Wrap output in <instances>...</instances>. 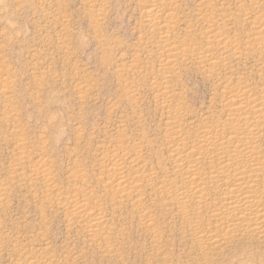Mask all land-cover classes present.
I'll return each mask as SVG.
<instances>
[{
	"label": "rangeland",
	"instance_id": "1",
	"mask_svg": "<svg viewBox=\"0 0 264 264\" xmlns=\"http://www.w3.org/2000/svg\"><path fill=\"white\" fill-rule=\"evenodd\" d=\"M150 4L161 11V29L145 21ZM263 18L264 0H0V264H23L26 255L51 264H264V238L222 237L209 247L196 237L198 225L205 235L221 228L211 218L220 197L212 188L202 221L193 203L185 204L193 224L184 220L179 207L185 205L169 198L186 174L172 173L169 150L177 140L168 125L179 115L176 139L192 148L204 130L228 128L229 97L245 92L240 106L262 100L253 133L264 158V29L257 23ZM166 34L176 64L165 71L167 50L159 42ZM202 52L215 56L212 64L197 59ZM243 117L230 123L245 127L252 116ZM115 153L124 157L117 158L129 186L139 185V194H131L140 205L113 196L118 190L110 181L118 174L109 163ZM204 161L202 177L212 166ZM42 164L46 180L36 173ZM138 169L146 177L139 178ZM79 187L103 216L95 238L86 219L67 215V197Z\"/></svg>",
	"mask_w": 264,
	"mask_h": 264
},
{
	"label": "bare ground",
	"instance_id": "2",
	"mask_svg": "<svg viewBox=\"0 0 264 264\" xmlns=\"http://www.w3.org/2000/svg\"><path fill=\"white\" fill-rule=\"evenodd\" d=\"M140 1V0H139ZM143 1V0H142ZM144 1H148V0H144ZM160 1V0H159ZM163 2V1H162ZM168 2V1H167ZM172 2V1H171ZM174 2V1H173ZM164 5V3H162ZM174 4V3H173ZM172 4V5H173ZM167 5V4H166ZM163 7V6H162ZM145 8V7H144ZM159 7H157L155 4H150L148 6H146V14L144 13V15L146 16L145 19L147 18V23L149 25L152 26H156L159 29H161L159 27V22H158V15L157 13L159 12L158 10ZM167 8V7H164ZM169 8V7H168ZM172 8V7H171ZM175 8V6H174ZM143 9V8H142ZM162 9V8H161ZM164 10V9H163ZM167 11V10H165ZM171 11V10H170ZM161 12V11H160ZM159 12V13H160ZM163 12V11H162ZM167 14V13H166ZM165 14V15H166ZM157 15V16H156ZM160 16V15H159ZM173 16V14H172ZM157 17V20H155V18ZM166 17V16H165ZM169 17V16H168ZM167 17V18H168ZM174 19V18H173ZM264 19V18H263ZM261 19V21L257 22L258 24V29L263 30L264 29V20ZM175 20V19H174ZM167 21V20H166ZM209 22V20H207ZM170 22V21H169ZM175 22V21H174ZM205 22V21H204ZM163 23V21H162ZM146 24V23H145ZM166 24V23H165ZM164 24V25H165ZM169 24V23H168ZM163 25V26H164ZM173 25V24H172ZM207 25V24H206ZM211 25V23H210ZM210 25L207 27L209 28ZM144 26V25H143ZM150 26V27H152ZM166 26V25H165ZM171 26V25H170ZM205 27V26H204ZM165 28V27H163ZM169 28V27H168ZM207 28V30H208ZM211 28V27H210ZM153 29V28H152ZM166 29V28H165ZM163 29V30H165ZM175 29V27H174ZM173 29V30H174ZM216 29V26H215ZM157 30V29H155ZM153 29V32L155 31ZM167 30V29H166ZM165 30V31H166ZM169 30V29H168ZM167 30V32H168ZM171 30V29H170ZM204 30V29H203ZM211 30V29H210ZM209 31V30H208ZM213 31V30H212ZM161 32V31H160ZM173 32V31H172ZM259 32V31H258ZM212 33V32H210ZM222 33V32H221ZM152 34V33H151ZM150 34V35H151ZM156 35V33H153L152 35ZM160 34V33H159ZM163 34V33H162ZM165 34V33H164ZM209 34V33H207ZM218 34H220L218 32ZM223 34V33H222ZM149 35V36H150ZM203 35V34H201ZM170 36V35H169ZM172 36V35H171ZM170 36V37H171ZM215 36V35H214ZM221 36V35H220ZM160 37V36H159ZM157 37V38H159ZM203 37V36H202ZM206 37V36H205ZM208 37V36H207ZM166 35H162V40H160L159 43L161 44V48H166L165 50H167V54H165L166 59L164 58V63H162V65L164 64L165 66H167L165 68V71L167 68H171V66L174 65V59H172V54H173V46L172 42L169 43V38ZM215 38V37H214ZM213 36H212V40L210 38V40L213 42ZM217 38V37H216ZM219 38V37H218ZM147 39V38H146ZM160 39V38H159ZM204 39V38H203ZM173 40V39H172ZM216 40V39H214ZM162 41V42H161ZM184 41V40H183ZM210 41V42H211ZM151 42V41H150ZM182 42V41H181ZM186 42V41H185ZM205 42V41H204ZM203 42V44H204ZM207 42V40H206ZM205 42V43H206ZM209 42V43H210ZM217 42V41H216ZM219 42V41H218ZM217 42V43H218ZM220 42H222L220 40ZM225 44V40L223 41ZM147 43V42H145ZM157 43V42H156ZM172 43V44H171ZM179 43V42H178ZM187 43V42H186ZM193 43V42H191ZM170 44L172 47H170ZM185 44V43H184ZM222 44V43H221ZM230 44V42H229ZM177 45V44H176ZM192 44H190L191 46ZM210 45V44H209ZM217 45V44H216ZM159 46V45H158ZM163 46V47H162ZM182 46V45H181ZM208 46V45H207ZM227 46V45H226ZM175 47V46H174ZM183 47V46H182ZM187 47V44H186ZM189 47V46H188ZM195 47V46H194ZM216 47V46H215ZM214 47V48H215ZM178 48V47H177ZM176 48V51H177ZM225 48V47H224ZM160 49V48H159ZM184 49V48H183ZM194 49V48H193ZM209 49V48H207ZM223 49V48H222ZM228 49V48H226ZM164 50V49H163ZM162 50V51H163ZM186 50V49H185ZM184 50V51H185ZM188 50V49H187ZM201 50V49H200ZM220 50V49H219ZM183 51V50H181ZM189 51V50H188ZM192 51V50H191ZM203 51V49H202ZM172 52V54H171ZM178 52V51H177ZM195 52V51H194ZM207 52V51H206ZM181 53V52H180ZM205 53V52H204ZM203 52L202 53H198L197 55V59L199 61H207V60H213V58L215 59V56L210 59L209 56H207V54L205 55ZM163 54V53H161ZM190 54V53H189ZM191 54L194 55V53L192 52ZM196 54V53H195ZM210 54V53H209ZM164 55V54H163ZM187 56V55H185ZM208 62V61H207ZM212 64V61H210ZM201 63V62H200ZM205 63V62H204ZM176 64V63H175ZM215 64V63H213ZM161 65V64H160ZM161 65V66H162ZM164 67V66H163ZM174 67V66H173ZM170 70V69H169ZM157 71V70H156ZM155 71V72H156ZM159 71V70H158ZM168 71V70H167ZM174 70H172L173 72ZM153 72V73H155ZM171 72V71H170ZM169 72V73H170ZM152 73V72H150ZM163 73V72H161ZM167 74V73H166ZM165 75V74H164ZM167 76V75H166ZM169 77V75H168ZM166 77V78H168ZM163 79V76L162 78ZM165 79V76H164ZM6 80V79H4ZM168 80V79H167ZM156 82V81H155ZM160 82V83H159ZM157 82L158 85L157 87V92L160 93L159 91L161 89H165L167 91L166 85H164L165 87L162 86V82L163 81H159ZM164 82H168V81H164ZM2 83L4 84L3 80ZM7 83V81L5 82V84ZM4 84V86H5ZM167 84V83H166ZM2 84H0L1 86ZM155 85V84H153ZM3 86V87H4ZM8 87V84L6 85ZM5 86V88H6ZM156 87V85H155ZM153 87V88H155ZM225 87V86H224ZM227 88V87H226ZM229 88V87H228ZM159 89V91H158ZM238 89V88H237ZM245 89V88H244ZM225 90V89H224ZM231 90V89H230ZM234 90V89H232ZM241 90V87H240ZM238 91L242 93V91ZM235 91V90H234ZM245 91V90H244ZM247 91V90H246ZM169 92V91H168ZM229 92V91H228ZM156 93V92H155ZM170 93V92H169ZM226 93V92H224ZM231 93V92H230ZM236 93V92H233ZM245 93V92H243ZM237 94L236 93V97L234 95H232V97H234V101L231 99V96L228 97L230 98L229 102L231 103V107L228 109L227 112H229V117H230V122L233 120H238L237 117L241 116L243 117V115L241 114H245L248 113L249 115H251V122H247L245 121V127L241 126V124H233V123H227L225 120V123L228 124V128H219L216 129L217 127H214V129L211 130H202L201 132L203 133V135L198 136L197 138L199 139L196 143H194V145H190V147L192 148H187L186 144H183L180 142V139H176L178 138V134L180 130H178L179 125L181 124L178 120L176 121L175 119L176 117H171L169 118L170 121L168 122V125H171L169 132H171L170 136L173 137L176 141V143H172V139L170 140L171 143L173 145L170 146L171 150L170 154H171V158L173 159L174 163H175V171L172 172L175 175V178L177 177H183L186 174V177H184V180L181 182L183 183V186H179L173 187L170 191V189L168 187H172L174 185H172L173 183L171 182L173 179H167V181H169V186H168V182L166 183L168 187H166L165 189L169 190L170 192V196L169 198L171 200H173V202L175 201L176 205H189L188 203H193L194 206V214L197 217V219L199 218L200 220L202 219V213L203 209L205 208V206L209 205L208 204V200H209V195L211 192H209L208 190H210L209 188L213 189V192H216L220 197L218 198V206L215 208V210L213 211V213L211 214V218L213 220L216 219L215 222H220V226L221 228L219 229L218 225H217V230H211L209 235H205L202 228H200L198 225L194 228V233L196 235V237L203 243H205V241L203 239L206 240V242L208 243L207 246L212 247V246H216L219 244L221 238H226V237H231V236H238V235H243V234H248V235H254V236H258L261 238H264V158L263 155L259 156L261 154V152H259L257 150L258 146L255 142V137H254V133L253 131H255L254 129L259 126L258 122H260L261 117H262V112L263 111L261 107L263 106H258L257 104H262V100L261 98L258 100H261L259 103L257 104H253L252 102L255 100L256 97H253V101L251 102L252 104H250L252 107L247 108V104L244 106H240L241 102L244 100L243 95L244 94ZM249 93V91H248ZM247 93V94H248ZM162 94H165V96L167 95L165 91L161 90L160 95L162 96ZM159 95V96H160ZM251 95V94H250ZM254 95H256V93H254ZM253 95H251L252 98ZM158 97V96H157ZM156 97V98H157ZM226 97V96H225ZM247 97V96H246ZM245 97V98H246ZM164 98V95H163ZM166 98V97H165ZM258 98V96H257ZM167 99V98H166ZM247 99V98H246ZM245 99V100H246ZM264 99V98H263ZM228 100V98H227ZM251 100V99H250ZM257 100V99H256ZM164 101V100H163ZM166 101H164L165 103ZM169 102V100H168ZM225 102H226V98H225ZM247 102V100H246ZM245 103V101H244ZM160 104V103H159ZM167 104V103H166ZM168 105V104H167ZM166 105V106H167ZM176 105V104H175ZM178 105V104H177ZM235 105V106H233ZM249 105V104H248ZM164 104H163V109H165ZM173 106V105H172ZM224 106V105H223ZM168 107V106H167ZM166 107V108H167ZM170 107V105H169ZM162 108V106H161ZM246 108V110H248L246 113L241 112L242 109ZM171 109V107H170ZM181 109V108H180ZM178 110V109H176ZM174 110V111H176ZM245 110V109H244ZM261 110V111H260ZM173 111V112H174ZM8 112V111H7ZM180 112V111H179ZM261 112V113H260ZM4 113V112H3ZM172 113V112H171ZM223 113V112H222ZM256 114V115H252ZM9 114V113H8ZM170 114V113H168ZM166 114V115H168ZM264 114V113H263ZM175 115V114H174ZM181 115V114H180ZM170 116V115H169ZM168 116V117H169ZM9 117V116H7ZM7 117L5 116L4 118L7 119ZM11 117V116H10ZM248 116H244L243 119L245 118V120H249ZM260 120H259V119ZM2 119V118H1ZM0 119V120H1ZM182 119V118H181ZM229 120V118H228ZM5 121V120H4ZM3 121V122H4ZM9 121V119H8ZM167 121V119H166ZM250 121V120H249ZM244 122V121H243ZM167 123V122H166ZM165 123V124H166ZM180 123V124H177ZM184 123V122H183ZM203 123V122H202ZM223 123V122H221ZM220 123V124H221ZM223 123V124H225ZM235 123V122H234ZM182 125V124H181ZM180 125V126H181ZM208 123H207V128H208ZM211 125V124H210ZM261 125V124H260ZM212 126V125H211ZM216 126V125H215ZM227 126V125H226ZM210 127V126H209ZM224 127V126H223ZM264 127V126H263ZM261 127V128H263ZM200 128V127H199ZM211 128V127H210ZM17 129V127L15 128ZM257 129V128H256ZM260 129V128H259ZM178 130V131H177ZM182 130V129H181ZM184 130V129H183ZM261 130V129H260ZM8 131V130H7ZM20 131V130H18ZM23 132V131H22ZM168 132V131H167ZM224 132V133H223ZM256 132V131H255ZM2 133V132H1ZM182 133V132H181ZM4 134V133H2ZM169 134V133H168ZM184 134V132L182 133ZM197 134V133H196ZM209 134V135H208ZM212 134V135H210ZM256 134V133H255ZM5 135V134H4ZM172 135H176V136H172ZM180 135V134H179ZM6 136H8L6 134ZM15 136V135H14ZM183 137V135L181 136ZM195 137V136H194ZM2 136L0 135V140H2ZM4 138H6L4 136ZM185 138V137H183ZM5 140V139H4ZM183 140V139H182ZM186 140V139H185ZM194 141V140H193ZM188 142V141H187ZM195 142V141H194ZM191 143V142H190ZM193 143V142H192ZM182 144V145H181ZM189 147V146H188ZM260 147V146H259ZM169 148V149H170ZM260 149V148H259ZM137 151V150H136ZM135 151V152H136ZM122 152V150H121ZM127 152V151H126ZM138 153V152H136ZM134 153V154H136ZM260 153V154H259ZM124 155L125 152L123 153ZM140 154V153H139ZM138 154V157H139ZM259 154V155H258ZM122 155V153H121ZM128 155V154H127ZM114 156L116 157V159L114 158L115 162L113 163V161H111L109 164H112L111 168L112 170L109 169V171H112V175L115 171H117L118 176L114 177V180L112 178H109L110 184L112 185L114 182V184L112 186H116L118 191H116L117 193L113 194L114 198L116 197H120V198H125L131 202H133L136 205H140L141 204V198H135V195L132 196V190H136V193H138L139 190H137V187H139V185L133 187V186H129L130 181L128 180V177H125L123 175V170H122V166H124L123 163L121 166V162H119V159L117 157H119L120 159L124 158L123 156L120 157L119 155H116V153L114 154ZM110 158H108V161L112 160L113 157L109 156ZM136 157V156H135ZM107 158V157H106ZM127 158V156H126ZM131 158H134L131 156ZM142 158V157H141ZM129 159V158H128ZM135 159V158H134ZM137 159V158H136ZM166 159V158H165ZM123 160V159H122ZM121 160V161H122ZM167 160V159H166ZM202 160L205 163H209L210 165H212L210 168V172L204 176L206 177H202L201 176V166H200V162ZM214 160H218V162L216 164H212ZM132 160L130 159V162ZM128 162V161H127ZM133 162V161H132ZM104 163V162H103ZM103 163L101 164L103 168ZM107 163V162H106ZM193 163V165H192ZM200 163V164H199ZM17 165H20V163H16ZM15 164V165H16ZM132 164V163H131ZM134 164V163H133ZM187 164V166L185 165ZM199 164V166H198ZM16 165V166H17ZM106 165V164H104ZM139 165V164H138ZM172 165V164H171ZM40 166V165H39ZM110 166V165H109ZM32 167V166H31ZM34 167V166H33ZM105 167V166H104ZM108 167V166H107ZM141 167V165H140ZM162 167V166H161ZM127 168H129V166H127ZM174 168V167H173ZM208 168V169H210ZM48 168L42 164V166H40V168H36V173H42V176L45 178V180L47 179V175H48ZM104 169V168H103ZM163 169V168H162ZM205 169V168H204ZM133 170V169H132ZM77 171L75 172V174H77ZM108 171V172H109ZM144 171V170H143ZM172 171V170H171ZM203 171V170H202ZM206 171V170H205ZM127 172V171H126ZM129 172V171H128ZM134 172V171H133ZM102 173V172H101ZM131 173V172H130ZM139 173V169L138 172ZM152 173V172H151ZM107 174V173H106ZM125 174V173H124ZM129 174V173H128ZM203 174V173H202ZM206 174V173H205ZM140 175V173L138 174ZM144 175V174H143ZM143 175H140L139 178L143 177ZM103 176V175H102ZM129 176V175H128ZM145 176V175H144ZM149 176V175H148ZM151 176V175H150ZM107 177V176H106ZM110 177V176H109ZM138 177V176H136ZM134 177V178H136ZM146 177V176H145ZM171 177V176H170ZM102 178V177H101ZM167 178V177H166ZM206 178V179H204ZM99 179V178H98ZM103 179V178H102ZM138 179V178H137ZM150 179V178H149ZM148 179V180H149ZM101 180V179H100ZM106 180V179H105ZM130 180H134L131 179ZM142 180V179H141ZM147 180V181H148ZM206 180V181H205ZM140 181V179H139ZM151 181V179H150ZM164 181V180H163ZM175 181V179H174ZM103 182V181H102ZM149 182V181H148ZM153 182V181H152ZM207 182L211 185H207ZM108 183V182H107ZM148 184V183H147ZM151 184V183H150ZM165 184V186H166ZM131 185V184H130ZM141 185V184H140ZM143 185V184H142ZM141 185V186H142ZM155 185V184H154ZM154 185L152 187H154ZM207 185V186H205ZM143 187V186H142ZM164 187V186H163ZM5 188V187H3ZM48 190H52V186L49 185ZM1 189V187H0ZM7 189V187H6ZM141 189V188H140ZM143 189V188H142ZM145 189V188H144ZM87 190L85 187L82 188H76L74 190V194L69 195V197H67V201L65 203V208L67 210V215L69 216L70 219L73 218H82V220L86 219V228L88 229V233L92 236V237H96L97 236V232L99 229V226L102 224L103 222V216L102 213L100 211V208L98 207V204L96 203H90L89 202V197L87 196L88 192L85 191ZM135 192V191H134ZM168 192V191H167ZM141 193V191H140ZM139 194V193H138ZM167 194V195H168ZM2 195V192L0 193V196ZM132 196V197H131ZM140 196V195H138ZM165 196V195H164ZM163 197V194H162ZM167 197V196H166ZM217 197V196H216ZM113 198V199H114ZM164 198V197H163ZM168 198V197H167ZM166 199V198H164ZM169 204V203H168ZM173 205V204H172ZM181 210V215L183 216L184 220L188 221L190 224L192 223L190 221V215H189V210L186 209L187 206H181L179 207ZM179 210V209H178ZM180 213V212H179ZM193 214V213H192ZM210 214V213H209ZM180 215V216H181ZM189 215V217H188ZM210 217H207L206 219L209 220ZM204 218V217H203ZM144 219H146V224L151 225V218L149 217V214L146 213L144 216ZM196 219V220H197ZM192 220V218H191ZM193 221V220H192ZM202 221V220H201ZM210 221V220H209ZM195 222V221H194ZM214 222V221H213ZM197 223V221H196ZM193 224V223H192ZM195 225V223H194ZM211 225V224H210ZM216 224H214L215 227ZM192 226V225H191ZM205 228V227H203ZM203 230V231H202ZM26 253V252H25ZM30 253V252H28ZM27 254V253H26ZM25 256V255H24ZM23 256V258H24ZM27 256V255H26ZM24 258V261L22 262L23 264H51V262H48L46 260L40 261L37 256L35 258V256H31L29 255V257ZM18 257V256H17ZM16 258V257H15ZM35 258V259H33ZM17 259V258H16ZM20 259V258H19ZM41 259V258H40ZM22 261V260H21ZM20 261V263H21ZM17 263V262H16ZM18 264V263H17Z\"/></svg>",
	"mask_w": 264,
	"mask_h": 264
}]
</instances>
